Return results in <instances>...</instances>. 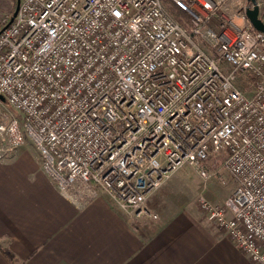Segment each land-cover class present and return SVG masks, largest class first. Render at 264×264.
Here are the masks:
<instances>
[{
	"label": "built area",
	"instance_id": "1",
	"mask_svg": "<svg viewBox=\"0 0 264 264\" xmlns=\"http://www.w3.org/2000/svg\"><path fill=\"white\" fill-rule=\"evenodd\" d=\"M169 1L184 23L163 0H20L0 30V152L28 137L63 194L153 217L182 166L209 180L222 163L233 194L198 206L264 264V31L250 0Z\"/></svg>",
	"mask_w": 264,
	"mask_h": 264
},
{
	"label": "crops",
	"instance_id": "2",
	"mask_svg": "<svg viewBox=\"0 0 264 264\" xmlns=\"http://www.w3.org/2000/svg\"><path fill=\"white\" fill-rule=\"evenodd\" d=\"M12 158L0 152V264H254L199 208L127 215L102 193L65 195L41 164L32 176Z\"/></svg>",
	"mask_w": 264,
	"mask_h": 264
},
{
	"label": "rangeland",
	"instance_id": "3",
	"mask_svg": "<svg viewBox=\"0 0 264 264\" xmlns=\"http://www.w3.org/2000/svg\"><path fill=\"white\" fill-rule=\"evenodd\" d=\"M16 3L17 0H0V21L4 17H8V20L12 18ZM260 17L264 20V4ZM11 109L23 120L24 115L21 111L14 107ZM3 147L11 153L13 161L22 163L27 174L31 175L32 172H35L32 176L37 174L38 167L35 164L42 165V157L30 138L27 137L24 144L11 150L6 149V144ZM212 169L214 173L217 171V174L215 173L209 180H204L189 164L182 166L148 197L147 207L153 214L162 216H171L183 210H194L199 208L197 198L201 192L214 202H224L233 194L237 182L222 163L216 164L215 161ZM218 175L222 176L224 181L220 180Z\"/></svg>",
	"mask_w": 264,
	"mask_h": 264
},
{
	"label": "trees",
	"instance_id": "4",
	"mask_svg": "<svg viewBox=\"0 0 264 264\" xmlns=\"http://www.w3.org/2000/svg\"><path fill=\"white\" fill-rule=\"evenodd\" d=\"M163 4L168 11L177 21L184 23L185 20L189 18L187 13L181 11L179 8H177L175 5H173L169 0H163ZM243 76H246L247 81L244 85H241V88L244 91H248L250 87L255 82V77L251 75L250 73H243Z\"/></svg>",
	"mask_w": 264,
	"mask_h": 264
},
{
	"label": "water",
	"instance_id": "5",
	"mask_svg": "<svg viewBox=\"0 0 264 264\" xmlns=\"http://www.w3.org/2000/svg\"><path fill=\"white\" fill-rule=\"evenodd\" d=\"M250 1L254 4V8L248 10L249 18L253 22L256 29L264 31V20L260 17V7L256 4V0H250ZM19 6H20V0H17L16 8H15V11L13 13V16H12L10 22L5 27H7L11 22H13L14 18L16 17V15L18 13ZM2 99H4V98H2Z\"/></svg>",
	"mask_w": 264,
	"mask_h": 264
}]
</instances>
